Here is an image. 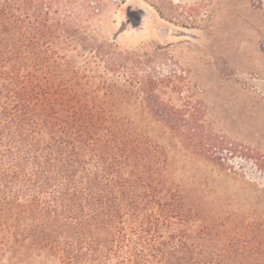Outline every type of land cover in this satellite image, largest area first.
<instances>
[{"label":"trees","instance_id":"obj_1","mask_svg":"<svg viewBox=\"0 0 264 264\" xmlns=\"http://www.w3.org/2000/svg\"><path fill=\"white\" fill-rule=\"evenodd\" d=\"M36 2L0 0V264H264L218 239L163 131L126 123L42 46L52 33Z\"/></svg>","mask_w":264,"mask_h":264},{"label":"rangeland","instance_id":"obj_2","mask_svg":"<svg viewBox=\"0 0 264 264\" xmlns=\"http://www.w3.org/2000/svg\"><path fill=\"white\" fill-rule=\"evenodd\" d=\"M36 1L52 33L42 46L126 123L156 141L163 131L174 173L208 197L194 205L212 208L218 239L264 255V96L237 79L257 75L264 94L263 14L247 0Z\"/></svg>","mask_w":264,"mask_h":264},{"label":"built area","instance_id":"obj_3","mask_svg":"<svg viewBox=\"0 0 264 264\" xmlns=\"http://www.w3.org/2000/svg\"><path fill=\"white\" fill-rule=\"evenodd\" d=\"M247 2L253 10L260 11L264 16V0H247ZM260 49L264 56V40L260 42ZM237 79L242 84L243 88L250 92L260 94V96H264L263 92L259 88L257 75L243 74L239 75Z\"/></svg>","mask_w":264,"mask_h":264},{"label":"water","instance_id":"obj_4","mask_svg":"<svg viewBox=\"0 0 264 264\" xmlns=\"http://www.w3.org/2000/svg\"><path fill=\"white\" fill-rule=\"evenodd\" d=\"M129 17L133 26L139 25V19H135L132 14H129Z\"/></svg>","mask_w":264,"mask_h":264}]
</instances>
